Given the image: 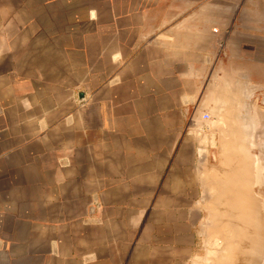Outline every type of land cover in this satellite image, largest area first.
<instances>
[{"label": "crops", "instance_id": "0c3cea01", "mask_svg": "<svg viewBox=\"0 0 264 264\" xmlns=\"http://www.w3.org/2000/svg\"><path fill=\"white\" fill-rule=\"evenodd\" d=\"M260 126L264 0H0V264H208L254 238Z\"/></svg>", "mask_w": 264, "mask_h": 264}, {"label": "rangeland", "instance_id": "374dc122", "mask_svg": "<svg viewBox=\"0 0 264 264\" xmlns=\"http://www.w3.org/2000/svg\"><path fill=\"white\" fill-rule=\"evenodd\" d=\"M239 105L240 108H243L245 104L239 103ZM199 117L198 121L196 119L192 121L191 129L196 130V134L198 136L196 142L197 147L208 152L206 157L207 167L211 168V165L215 164L217 159L219 164H222L225 161L223 158L215 159V151L218 148L216 136L218 135V131L222 128L214 125L218 122L217 117L207 110L206 112H202ZM199 120L201 121L200 128L198 126ZM245 130L246 129L244 127L234 128V131L240 134L239 138H243L242 134L247 135L246 143L243 141L237 143L238 148L246 150L249 156V159L241 162V165L248 164L254 168L255 172V212L254 215L251 216L255 219L254 238L252 235H249L250 231L248 233H244L243 235H241L240 232V236L238 237L233 235L229 238H222L224 239L226 245H224L221 252L217 253V257H214L213 253L207 254L208 264H264V126L248 127L247 131ZM203 139L206 141V146H204L201 141ZM219 146H223V149H225L226 144L221 142L219 143ZM217 235L220 237L222 233L218 232L215 236ZM227 250H231L232 253L228 254L230 252H227ZM252 250H254L253 254L251 253ZM210 255L211 258L209 257Z\"/></svg>", "mask_w": 264, "mask_h": 264}, {"label": "water", "instance_id": "95a60500", "mask_svg": "<svg viewBox=\"0 0 264 264\" xmlns=\"http://www.w3.org/2000/svg\"><path fill=\"white\" fill-rule=\"evenodd\" d=\"M201 141L203 142V145L206 146V141L204 139ZM220 247H221V241L218 239H213L208 246L209 249H213V250H218Z\"/></svg>", "mask_w": 264, "mask_h": 264}, {"label": "bare ground", "instance_id": "6f19581e", "mask_svg": "<svg viewBox=\"0 0 264 264\" xmlns=\"http://www.w3.org/2000/svg\"><path fill=\"white\" fill-rule=\"evenodd\" d=\"M222 145H224V144H222ZM222 149V148H221ZM223 150V149H222ZM225 150V149H224ZM224 152V151H223Z\"/></svg>", "mask_w": 264, "mask_h": 264}]
</instances>
